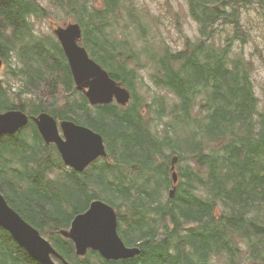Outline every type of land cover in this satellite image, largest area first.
Wrapping results in <instances>:
<instances>
[{"label": "trees", "instance_id": "trees-1", "mask_svg": "<svg viewBox=\"0 0 264 264\" xmlns=\"http://www.w3.org/2000/svg\"><path fill=\"white\" fill-rule=\"evenodd\" d=\"M46 1L80 24V44L131 98L91 105L56 35L35 33L30 19L49 16L47 8L39 0H0V53L7 74L21 81L14 90L0 79V112H48L88 126L108 153L83 173L61 168L58 149L31 122L29 132L0 143V192L72 264H217V257L237 264L241 246L245 259L264 264V108L243 22L264 0H186L197 35H184L181 47L149 34L135 0ZM124 8L135 38L120 23ZM143 73L162 91L150 101L138 92ZM95 199L115 208L118 233L140 246L138 255H78L59 233ZM0 264L41 263L0 227Z\"/></svg>", "mask_w": 264, "mask_h": 264}, {"label": "water", "instance_id": "water-1", "mask_svg": "<svg viewBox=\"0 0 264 264\" xmlns=\"http://www.w3.org/2000/svg\"><path fill=\"white\" fill-rule=\"evenodd\" d=\"M54 33L67 57L76 88L86 95L91 104H108L114 99L121 105L128 103L131 98L130 90L113 79L80 44L82 28L78 22L58 26ZM2 64L0 54V70ZM30 119L35 122L44 140L57 146L65 164L76 171L82 172L100 156H107L101 133L72 120H62L58 123L48 112L37 116H29L21 109L1 112L0 136L18 131L27 125ZM173 181H177L175 172ZM173 191L174 189L170 190L171 196ZM0 226L8 230L19 245L42 264H56L52 254L61 259L63 264H71L9 205L1 192ZM61 234L74 242L78 255H84L88 249L99 251L107 259L132 258L140 253L139 247L125 245L118 233L115 208L101 199L93 200L86 211L76 214L70 227L62 229Z\"/></svg>", "mask_w": 264, "mask_h": 264}, {"label": "rangeland", "instance_id": "rangeland-1", "mask_svg": "<svg viewBox=\"0 0 264 264\" xmlns=\"http://www.w3.org/2000/svg\"><path fill=\"white\" fill-rule=\"evenodd\" d=\"M39 1L47 8L50 15L47 17L33 16L30 19L36 35L51 37L54 35V29L57 26H64L69 22H74L65 12L58 10L50 2L46 0ZM125 3L130 5L131 1L126 0ZM135 4L139 9L140 20L147 25L151 36H160L162 39L169 41L174 47H181L184 35H189L191 37L197 35V24L188 13V4L186 0H135ZM243 22L250 32V40L245 47L247 52L246 56L252 62V79L256 95L261 101L260 105L264 108V9L257 8L256 5H253V7H250L244 12ZM120 23H128L129 30L133 31L132 37H136L134 29H132L134 26L131 24L126 8L122 9ZM9 63L11 62L9 61ZM8 70V64L4 63V68L0 73V77L14 83V90H18L16 87L18 85L21 86V81L19 79H12L7 74ZM138 92L145 95L148 101H150L152 96L162 93V91L153 86L146 73H143ZM60 94L61 97H63V92H60ZM23 97L28 99L36 98L32 93L23 94ZM78 97L79 95L77 93L71 96L72 99H77ZM145 117L148 118L147 112H145ZM153 123H155V121ZM28 129H31L30 124ZM53 172L54 170L49 171L46 177ZM241 248H243L241 251L243 256L237 259V264H258L249 257L245 259L248 251H245L244 246H241ZM215 261L217 264H226V259L224 257H217Z\"/></svg>", "mask_w": 264, "mask_h": 264}, {"label": "flooded vegetation", "instance_id": "flooded-vegetation-1", "mask_svg": "<svg viewBox=\"0 0 264 264\" xmlns=\"http://www.w3.org/2000/svg\"><path fill=\"white\" fill-rule=\"evenodd\" d=\"M16 109H19V108H16ZM22 111H24L22 108H20ZM25 112V111H24ZM25 113H27V112H25ZM29 116H31V115H29ZM58 120V119H57ZM62 119H60V120H58V123H60V121H61ZM31 122L29 121L28 122V124L25 126V127H23V128H21V129H19L18 131H15V132H9V133H4V134H2L1 136H0V143H1V141L4 139V138H13V137H15L16 135H18V134H24V133H27V131H29V129H28V125L30 124ZM42 139L44 140V138L42 137ZM45 141V140H44ZM46 142V141H45ZM48 144V143H47ZM49 144H51V143H49ZM16 145H11V147H10V151H11V153H16ZM60 155V154H59ZM61 168H69L64 162H63V164H62V167ZM71 168V167H70ZM69 168V169H70ZM52 170H54L55 171V167H53V168H51V170L50 171H52ZM71 170V169H70ZM72 170H74L73 168H72ZM87 170V168L85 169V170H83L82 171V173L83 172H85ZM74 172L75 173H78V172H76L75 170H74ZM48 176V175H47ZM3 194V193H2ZM4 195V194H3ZM5 197V196H4ZM6 198V197H5ZM6 200H7V198H6ZM8 201V200H7ZM14 202H15V204H13V202H11V201H8V203H9V205L17 212V213H19L20 215L22 214L21 213V206H19L18 204H17V202L14 200ZM13 239V238H12ZM14 240V239H13ZM15 241V240H14ZM16 242V241H15ZM17 243V242H16ZM18 244V243H17ZM20 246V245H19ZM135 246H137V247H139L140 248V246L139 245H135ZM140 252H141V248H140ZM54 259L57 261V262H59L60 261V259L59 258H56V257H54ZM128 259V258H127ZM42 264V263H41Z\"/></svg>", "mask_w": 264, "mask_h": 264}]
</instances>
